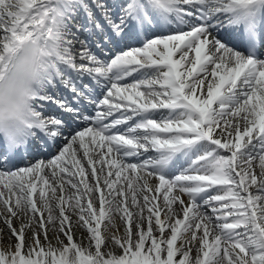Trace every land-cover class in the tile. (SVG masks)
Masks as SVG:
<instances>
[{"label":"snow or ice","instance_id":"snow-or-ice-1","mask_svg":"<svg viewBox=\"0 0 264 264\" xmlns=\"http://www.w3.org/2000/svg\"><path fill=\"white\" fill-rule=\"evenodd\" d=\"M0 264H264V0H0Z\"/></svg>","mask_w":264,"mask_h":264},{"label":"clouds","instance_id":"clouds-1","mask_svg":"<svg viewBox=\"0 0 264 264\" xmlns=\"http://www.w3.org/2000/svg\"><path fill=\"white\" fill-rule=\"evenodd\" d=\"M28 72L29 69L27 67H22L14 80L6 82L0 88V105L3 106L5 111L22 103V98L27 94L30 87V85L25 83Z\"/></svg>","mask_w":264,"mask_h":264}]
</instances>
